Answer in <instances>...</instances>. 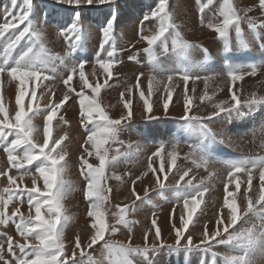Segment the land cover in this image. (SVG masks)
I'll return each instance as SVG.
<instances>
[{
  "label": "snow or ice",
  "instance_id": "snow-or-ice-1",
  "mask_svg": "<svg viewBox=\"0 0 264 264\" xmlns=\"http://www.w3.org/2000/svg\"><path fill=\"white\" fill-rule=\"evenodd\" d=\"M116 2L54 0L55 4L73 9ZM34 8V0H23L19 11L15 6L5 8L0 22V149L7 162V167L0 170V178L6 181L0 187V264H154L150 253L158 254L164 249L170 255L183 253L185 264H191V257L197 253L198 264H257L253 256L258 251L264 253V138L260 152L221 159L213 155L210 146L230 144L231 137L210 124L224 118L243 119L264 107V92L244 91L246 78L264 76V60L238 62V54L246 55L253 47L264 51V0L249 5L238 4L237 0H197L199 26L213 32L220 45L221 72L210 69L209 48L186 37L170 0H156L140 21L138 39L127 49L131 53L127 56L129 62L140 63V53L146 55L148 71L136 73L134 83L119 93L122 110L117 117L108 111L116 105L104 106L101 98L102 89L114 77L113 69L124 63L120 57L124 50H118L115 41V10L101 29L102 39L89 74L85 70L89 61L71 59L84 40L80 12L76 11L72 22L58 30L67 44V51L61 54L48 47L43 27L47 12L38 24L33 18ZM146 21L156 23L149 34H145ZM141 42L145 46L137 48ZM197 51L203 57L200 62L193 60ZM58 66L66 69V75L61 77L63 89L57 97L51 82L56 79ZM217 80L220 83L209 92V82ZM5 81L13 88L11 109L5 103ZM199 83H203L202 91L197 88ZM225 91L228 97L214 102L217 94ZM137 94L142 102V120L175 119L180 130L195 134L199 142L188 144L189 151L182 157L180 140L160 142L146 156L143 169L132 178L131 172L120 174L116 169L121 163L138 159L142 150L138 141L126 143L120 138L134 121L133 101ZM74 96L78 98L79 126L86 134L78 156L79 174L85 181L80 191L87 203L89 228L83 240L78 232L71 240L65 235L72 216L64 201L76 189L66 179L68 133L54 134V121L59 118L67 123L60 112ZM45 97L48 103L42 106L40 101ZM196 102H208L213 110L207 115L197 114ZM173 103L181 106V114L171 116ZM40 115L42 127L35 123ZM259 131L264 136V126ZM181 158L191 167L181 168ZM174 169L178 179L174 184L167 183ZM194 169H202L207 175L197 180L192 174ZM125 176L130 180L131 199L124 196L127 202L113 204L109 181L123 184ZM149 177L153 181L151 188L145 185L141 196L136 185ZM25 178L30 185L24 183ZM214 180L222 184L221 202L210 221L212 227L206 222L199 235L194 236L190 226L204 214L205 196ZM166 189L177 193L169 214L173 242L164 238L153 213L150 226L143 231V243L135 244L134 226L138 222L130 219V213L135 211L137 201L149 197L150 191ZM13 204L17 206L10 209ZM10 226L15 235L7 231ZM122 228L127 231L126 240L111 239ZM96 246L100 248L99 257L89 251H95Z\"/></svg>",
  "mask_w": 264,
  "mask_h": 264
},
{
  "label": "bare ground",
  "instance_id": "bare-ground-1",
  "mask_svg": "<svg viewBox=\"0 0 264 264\" xmlns=\"http://www.w3.org/2000/svg\"><path fill=\"white\" fill-rule=\"evenodd\" d=\"M23 3V0H0V22L5 14V8L12 9L13 6L19 11V6ZM34 21L38 24L44 21V12H47V20L43 23V27L46 33L48 47L54 52L63 54L67 51V44L63 37L59 36L58 30L60 27H65L70 24L75 16V12H80L79 23L83 28L84 40L81 47L71 58L76 62L80 60L89 61L85 66L87 73H91V64L95 62L96 54L99 50V44L102 39L101 29L105 25L106 20L110 17L113 10L117 13V21L115 24V41L117 49H123L120 52V57L123 60L127 59L130 53L128 51V45L130 43H135L138 39V29L140 27V21L143 15L149 12L150 8L156 3V0H117L114 5H92V6H82L79 9H73L66 5H58L54 3V0H34ZM237 3H242L243 5H249L256 3V0H237ZM170 5L176 19L178 22H182L184 27L183 31L189 40L197 41L202 43L205 47L209 48L212 55V59L208 62L210 69L215 72H221L223 70L222 63L220 61V53L218 49L220 48L219 43L214 39V33L206 28H201L199 26V17L197 12V0H170ZM258 15V13H254ZM145 34H149V29L155 30V21H146L144 24ZM24 42H22L23 44ZM145 45L143 42L136 45L137 48H143ZM252 52L255 54L256 62L259 63L264 60V51L259 47H253ZM240 55V60L238 62L248 63L246 58ZM203 59L202 55L197 51L193 53L194 62H200ZM140 63H135L132 70L131 77L129 75L130 66L124 65L119 69L117 73V65L114 71V77L109 80L108 85L101 91L102 104L104 106L116 105V107H109L108 111L111 116L117 117L121 112V106L118 104L119 93L123 91L128 85L134 83V75L138 72H147L148 65L146 62V55L141 52L139 55ZM71 63V60L69 61ZM167 63V61L165 62ZM66 75V69L63 66H58L56 70V79L52 81L57 97L60 95L63 85L61 82V77ZM98 77L101 82H103V76L100 74L98 69ZM90 81L93 78L89 75ZM76 78H74L73 83H75ZM219 80L215 82H209V88H215L219 84ZM191 86V85H190ZM5 103L10 109L14 106V97L12 95V85L8 84L6 81L2 85ZM199 91L203 90V83L197 85ZM259 89L264 92V76L258 75L255 78H246L244 82V91L247 94L252 90ZM199 91L197 95H199ZM227 91L223 93H218L214 98V102L219 99H226L228 97ZM138 96V94H137ZM134 98L133 101V111L135 113L134 121L129 129L121 134V139L126 143L139 142L142 146V150L139 154V158L133 160L128 164L121 163L116 171L120 174L125 173V168L127 167L132 173V178L139 174L143 169L146 161V156L150 151L154 150L160 142H168L170 139L175 138L181 141L180 152L181 157L183 153L189 151L188 144H196L199 142L198 136L195 134L189 135L184 131L179 129L178 123H174L171 119H164L163 121H144L141 119L139 113L141 111L138 97ZM156 100V97H153ZM41 105L48 103V98L45 97L40 101ZM212 106L206 110V115L212 111ZM175 113L177 115L181 114V106L177 104ZM60 116L64 118L65 121L76 124L79 122V105L78 98L73 97L70 99L66 106L61 110ZM60 122L59 118L54 121L55 123ZM35 123L42 127L43 115L37 116ZM67 125V123H66ZM210 126L216 130H223L228 137H231V143L228 144H215L210 146V150L213 155L221 158H236L243 154L257 153L261 149L259 147L260 141L264 136H262L259 129L264 126V107L257 108L253 113L243 119H218L217 121L210 124ZM68 133V140L65 141V150L72 155L68 157V172L66 174V179L72 181V187L76 189L71 192L64 203L68 208L69 214L72 216V220L65 230L68 236L67 239L71 240L72 236L77 232L84 235L82 240L89 234V228L86 226V208L87 203L83 201L82 192L78 185L79 181L83 178L79 174L78 169V156L80 154V144L86 135L84 130H77V133L72 131H65L64 128H54V134ZM81 136H79V134ZM255 133V134H254ZM42 142V136L39 137ZM123 150V149H122ZM0 152H3L0 149ZM222 153H226L223 157ZM91 161V158H90ZM178 164L181 168L191 167L189 162L184 161L182 158L178 160ZM7 167L6 155L0 153V170ZM31 167V166H29ZM34 170V169H33ZM15 170H13L14 172ZM16 174V173H15ZM14 174V175H15ZM193 175L199 180L201 176L207 175L202 169L193 170ZM178 179V175L175 173V169L172 174H169V179L167 183L174 184L175 180ZM187 179V178H186ZM6 181L0 178V187H3ZM24 183L30 185V180L25 178ZM153 181L151 178H146L142 182H138L136 185L137 191L143 196L144 186L148 185L151 188ZM109 184L113 187L112 203L127 202L124 201V196H129V186L130 180L127 176L124 177V183L118 184L115 180L109 181ZM209 192L205 196L207 207L203 215L199 217V220L194 226H190V231L194 236H198L202 231V226L209 222V228L212 227L210 221L213 220L214 212L221 202L223 196L222 184L218 180H214L209 185ZM243 191V186L241 188ZM220 195H215V194ZM176 191L174 189H166L162 192L160 191H150L149 197L144 201H137L135 211L130 213V219L137 221L138 223L134 226V243L142 244L143 231L150 226V221L152 214L156 213L158 217V224L162 228L163 236L169 243L173 242V237L169 235L170 232V209L176 202ZM221 196V199H220ZM14 207L10 205V209ZM111 211H115L112 208ZM71 236V237H69ZM127 231L121 229V231L111 237L113 240H126ZM151 239V237H150ZM218 251H223V249H217ZM200 254H194L191 257V264H198ZM150 258L154 261V264H185L184 255L181 253L179 256L175 254H169L167 249L161 250L158 254L150 253ZM253 259L257 261V264H264V253L257 252Z\"/></svg>",
  "mask_w": 264,
  "mask_h": 264
},
{
  "label": "rangeland",
  "instance_id": "rangeland-1",
  "mask_svg": "<svg viewBox=\"0 0 264 264\" xmlns=\"http://www.w3.org/2000/svg\"><path fill=\"white\" fill-rule=\"evenodd\" d=\"M127 64L130 66V69H129V75H130V77H131L132 70H133V68H134V66H135L136 64H135L134 62H129L127 59L124 60V63H123V64H121V65L118 66V68H117L116 71H117V73H118V72H119V69H120L122 66L127 65ZM213 89H214V88H209V92H211ZM137 97H138V96H137ZM174 100H175V97H174ZM176 106H177L176 103H173V104L170 105V114H171V116H177V114L175 113ZM210 107H211V104H209L208 102H204V103H202V104L199 103V102H196V103L194 104V111H195L197 114H200V115H206V110H207L208 108H210ZM171 121L174 122V123H177V121H176L175 119H171ZM154 122H156V121H154ZM56 127H57V128H64L65 131H72L73 133H77V130H78V129H80V131H83V129L79 126V122L76 123V124H71V123L67 122V125H66V123H64V122H62V125H61L60 122H58V123H55V124H54V128H56ZM78 134H79V133H78ZM79 136H80V134H79ZM80 138H81V136H80ZM0 153H3V152H0ZM72 154H73V152H71V153L69 154V156L72 155ZM223 154L225 155V153H222V155H223ZM223 157H225V156H223ZM129 171H130V170L126 167V168H125V173H126V172H129ZM12 174L14 175V174H15V171L12 172ZM78 185H79L80 187H84V186H85V181H84V180L79 181ZM215 195H220V194H217V193H216ZM220 199H221V196H220ZM83 201H84V199H83ZM14 206H17V205L14 204ZM7 231H8L10 234L15 235L12 226H10V227L7 229ZM65 235L68 236L66 232H65ZM80 236H81V238L84 237V235H82V234H80ZM69 237H71V236H69ZM73 237H74V235H73L71 238H73ZM89 251L92 252V255H94V256H96V257H99V256H100V248H99V246H96V247H95V251H93V250H89Z\"/></svg>",
  "mask_w": 264,
  "mask_h": 264
}]
</instances>
